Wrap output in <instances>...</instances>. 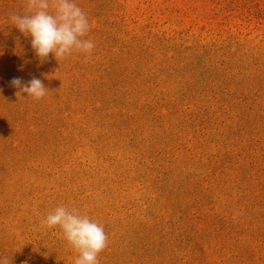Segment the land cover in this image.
I'll use <instances>...</instances> for the list:
<instances>
[{
	"label": "rangeland",
	"instance_id": "obj_1",
	"mask_svg": "<svg viewBox=\"0 0 264 264\" xmlns=\"http://www.w3.org/2000/svg\"><path fill=\"white\" fill-rule=\"evenodd\" d=\"M76 2L95 48L41 63L0 0V259L74 264L63 205L98 264H264V0Z\"/></svg>",
	"mask_w": 264,
	"mask_h": 264
},
{
	"label": "clouds",
	"instance_id": "obj_2",
	"mask_svg": "<svg viewBox=\"0 0 264 264\" xmlns=\"http://www.w3.org/2000/svg\"><path fill=\"white\" fill-rule=\"evenodd\" d=\"M10 22L22 34L31 36V47L40 62H46L49 53L56 60H62L73 52L90 55L95 48L87 39L90 23L87 14L76 0H24L23 13L11 14ZM11 85L34 100L43 98L48 90L38 78L23 84L20 78H13ZM43 226L59 228L68 244L78 255L74 264H98L99 254L108 246V236L103 225L79 214L73 208L57 206L48 213ZM0 264H9V259H0Z\"/></svg>",
	"mask_w": 264,
	"mask_h": 264
}]
</instances>
